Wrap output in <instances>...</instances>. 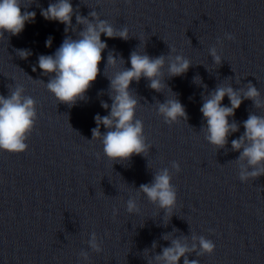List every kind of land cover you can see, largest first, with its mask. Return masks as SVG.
Segmentation results:
<instances>
[{
  "label": "clouds",
  "instance_id": "clouds-1",
  "mask_svg": "<svg viewBox=\"0 0 264 264\" xmlns=\"http://www.w3.org/2000/svg\"><path fill=\"white\" fill-rule=\"evenodd\" d=\"M30 6V4L28 5ZM27 6V7H28ZM25 7L21 0H0V38H5V33L10 36L19 35L26 23L35 19L34 11H22ZM41 15L46 20L58 21L65 25V33L72 30L77 38L66 36L51 55H40L38 67L43 75L49 76L46 84L47 90L52 93L58 102L72 107L78 100L85 99L88 89L96 81L100 74L99 65L102 62V53L107 49V43L101 39L104 35L109 39L129 38L128 29L114 28L107 20L101 19L96 11H90L88 17L82 16L74 9L71 0H55L46 9H41ZM78 25L83 26L78 32L73 28L72 18ZM226 38L234 37L226 34ZM46 46L51 47L52 39L46 40ZM172 52L176 50L171 49ZM17 55L21 59H27L31 52L27 49H17ZM213 62L220 65L221 56L216 48L210 49ZM166 59L167 72L170 77L184 75L191 66V61L183 55L165 57L164 55L151 57L145 53L133 51L130 54V68H118L123 64V58L109 54L107 66L114 71L108 76L110 81V99L108 103L102 102V107L110 112L108 115L97 114L94 119L96 127L91 130L92 139L102 137L103 153L113 162L129 161L134 155H145L151 145L147 143L144 135L142 120L136 118L138 99L130 90L133 81L139 82L142 78L149 81V87L155 92H161L166 85L162 82ZM33 72L36 68L33 67ZM202 83L199 77L194 78V83ZM206 87V85H205ZM24 88L17 86L10 90L8 96L0 95V150L10 154H21L27 151V141L31 136L38 119L36 101L31 96H25ZM260 92L251 82L246 90H236L230 85L217 86L203 99L200 108L206 126L203 128L205 139L216 148H224L228 144V137L239 130L240 125L229 118L234 117L235 112L244 100H251L254 107L260 108ZM227 97L230 106L223 105ZM157 111L163 117L165 123L172 125L181 120L187 121L188 116L184 105L175 98H167L163 103L157 104ZM101 125L107 130L101 133ZM244 132L238 139L231 141L233 151L239 152L236 163L240 165L239 179L247 182L249 179H257L264 175V116L249 113L243 121ZM246 161L247 165L242 164ZM172 167L176 172L180 171V165L173 162ZM251 169V170H249ZM139 193L144 194L149 202L158 205L165 210L166 216H171L177 204V189L172 184V176L167 168L154 174L151 183L141 184ZM128 213H138L139 207L134 199H128L126 203ZM115 215V210H113ZM164 239H168L167 236ZM193 239H197L193 237ZM89 246L96 252L101 248L97 242L95 233L91 234ZM200 251L198 255H212L215 244L212 240L200 236L198 238ZM196 244L191 248L178 239L171 241V246L162 249V253L156 257L163 264H199L198 260H189L187 254L195 251ZM85 258L87 254L84 253Z\"/></svg>",
  "mask_w": 264,
  "mask_h": 264
}]
</instances>
